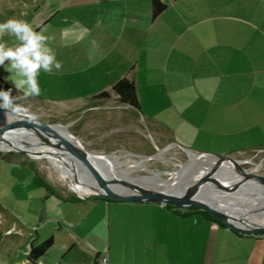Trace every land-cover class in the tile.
Here are the masks:
<instances>
[{"label":"crops","instance_id":"obj_1","mask_svg":"<svg viewBox=\"0 0 264 264\" xmlns=\"http://www.w3.org/2000/svg\"><path fill=\"white\" fill-rule=\"evenodd\" d=\"M162 1L153 15V0H60L33 28L55 37L49 46L62 68L41 71V95L29 98L72 117L85 143L88 124L107 139L108 121L131 133L136 118L144 125L140 148L150 138L155 147L167 141L219 154L263 148L264 0ZM8 75L0 74L18 93ZM122 77L134 82L138 106L112 90ZM102 91L109 94L97 96ZM6 153L38 170L26 153ZM70 190L45 194L47 220L78 245L65 248L75 258L58 264L103 255L107 264H264V234L239 232L199 210Z\"/></svg>","mask_w":264,"mask_h":264},{"label":"rangeland","instance_id":"obj_2","mask_svg":"<svg viewBox=\"0 0 264 264\" xmlns=\"http://www.w3.org/2000/svg\"><path fill=\"white\" fill-rule=\"evenodd\" d=\"M59 1L0 0V23L5 22L9 18H20L27 20L33 26L38 18L41 17V14L56 6ZM3 40L10 46L17 43L15 37L8 33L4 34ZM6 66L7 64L4 67L0 66V74L8 73L5 71ZM12 95L15 97L21 94L12 91ZM17 103L28 108V112L35 113L47 123L67 125V128L74 134L72 117L58 115V110L55 107H47L43 103L30 98L17 101ZM121 126V122L108 121L106 127L107 132L109 130L110 132L104 134L107 137L110 135L107 139L102 138L104 130L100 129L96 123L88 124L85 130V138H88L87 143L76 135L79 138V142L88 150L108 154L103 158H98L101 161L105 160L104 163H99L100 168L116 170L120 174L126 173L132 177L151 176L160 171L162 178L173 179L170 172L189 160V154L185 148L167 141H163L155 147L150 138V140L147 139V144L140 148L135 138L136 136L143 138L141 131L144 129V125L139 120L137 121L136 118H134V130L131 133L119 131ZM100 127L102 126L100 125ZM90 138L91 140H89ZM163 147L168 148L160 153ZM263 148L230 155L232 156L231 158L240 161L244 168L250 173L252 172L251 174L257 173L264 177ZM6 151L8 149L0 150V264H22L23 261L30 264L27 260L26 252L30 247L31 241L34 239L35 244L51 234L54 235V242L38 260L47 264H58L59 261L65 262L68 258L72 260L75 255H78L77 251H65V248L78 247V245H73L67 230L59 229L57 221L47 220L45 211L47 189L57 188L60 191L69 193L71 188L68 186L67 180L55 168L48 155L47 157L41 156L38 151H32L24 155L31 163L37 166L38 170L36 172L34 171L35 168H32L28 162L13 161L9 157L10 154L6 153ZM113 155L117 156L118 161L108 160ZM146 156L151 157L146 162V167L137 168L129 173L124 171V168L132 166L140 157ZM214 166L219 167L220 165L216 164ZM207 173V171H203L199 178H204ZM185 184L187 186L192 184V182ZM233 190L235 189L229 188L228 191L224 190V192L229 195ZM61 205L66 204L63 203ZM60 213L62 214L61 210L55 209L53 211L55 216ZM253 220L264 222L258 217L253 218Z\"/></svg>","mask_w":264,"mask_h":264},{"label":"bare ground","instance_id":"obj_3","mask_svg":"<svg viewBox=\"0 0 264 264\" xmlns=\"http://www.w3.org/2000/svg\"><path fill=\"white\" fill-rule=\"evenodd\" d=\"M10 119V116H5V114L1 113L0 127L9 129L11 123L14 122ZM51 127L77 146L82 145L79 142V139H77L73 135V133H71L67 126L55 123L52 124ZM12 139L14 142L22 143L23 141L32 140L33 138H31L28 133L20 132L13 134ZM12 146V143L0 141V150L9 149V147ZM167 148L168 147L162 148L160 150V153L167 150ZM186 151L189 154V160L182 163L177 169L170 172L173 179L162 178L160 171H157L155 175L151 176L141 175L132 177L130 176V174H120L119 172H116V170L112 171L100 168L99 163H104L105 160L101 161L98 159L96 160L98 167L96 168L98 170L97 174L100 176V178H102V171H107L110 175L116 177V185H118V187L127 188L128 184L122 182V179H125L143 185L145 188L152 190L175 191L182 189L186 185L185 183H197L204 181L205 183L201 184L199 187V195L201 197H205L213 203L219 204L220 206L224 207V209L234 214L250 219L255 223L264 224V222L253 220V218L257 217L260 220H264V185L259 184L253 176L249 175L252 172L250 173L241 165L240 161L231 157H218L212 154H199L198 152L188 148H186ZM47 155L49 159H51V162L55 166V168L62 173V176L66 180L70 179L67 170L68 162H70L68 160L69 157L68 159L61 157L60 155L55 153V150H52L51 153H49V151L47 150ZM116 157L113 155L108 160L118 161ZM149 158L151 157L146 156L140 157L136 161L134 160L135 163L132 166L124 168V171L129 173L137 168L146 167L145 164ZM71 161L75 170L88 183L99 187L106 186V184L102 180L96 177L95 173L88 165L73 158H71ZM216 164H219L220 166L215 167L214 165ZM203 171H207V175L204 176V178H199L200 175L203 174ZM229 188H233L235 190L230 192V194L228 195L224 192V190L228 191ZM81 191L83 193L86 192V190L82 188Z\"/></svg>","mask_w":264,"mask_h":264},{"label":"water","instance_id":"obj_4","mask_svg":"<svg viewBox=\"0 0 264 264\" xmlns=\"http://www.w3.org/2000/svg\"><path fill=\"white\" fill-rule=\"evenodd\" d=\"M1 113L5 114V116H10V120L14 121L9 126V129L0 127V141H5L13 144V146L9 147L8 150H15L24 153L38 151L41 156L44 155L46 157L47 150L49 151V153H51L52 150H55V153H57L61 157L67 159L69 157L68 160L70 162H68L67 170L70 179L67 180V183L68 186L72 190H74L79 197L86 198L89 196H97L136 202H156L162 205H194L203 210L213 213L224 223L239 232L246 234H264V224L255 223L250 219L224 209V207L220 206L219 204L213 203L205 197H201L199 195V187L201 184L205 183L204 181L189 184L182 189L175 191L147 189L143 185L125 179H122V182L128 184L127 188L118 187V185H116V177L110 175L107 171H102V178H100V176L97 174L98 170L96 168L98 167L96 160L99 157H105V155L107 154L92 152L81 144V146H77L51 127V125L55 123H47L33 112L14 114L11 113L10 110L0 109V114ZM33 114H35V118H33ZM20 132L28 133L33 139L23 141L22 143L14 142L12 139L13 134ZM196 152H198L199 154H212L218 157H232L230 154H219L210 151ZM71 158L79 160L82 163L88 165L95 173L96 177L102 180L106 184V186L99 187L88 183L75 170ZM249 175L253 176L259 184L264 185L263 176L257 173ZM81 188L86 190V192L83 193L81 191Z\"/></svg>","mask_w":264,"mask_h":264},{"label":"clouds","instance_id":"obj_5","mask_svg":"<svg viewBox=\"0 0 264 264\" xmlns=\"http://www.w3.org/2000/svg\"><path fill=\"white\" fill-rule=\"evenodd\" d=\"M47 29L36 31L25 19L9 18L0 23V66H7V80L22 95L13 96L12 89L0 90V109L10 110L20 114L28 112V108L17 103L29 97L41 95L38 77L41 71L51 74L53 68L60 70L62 62L56 58V53L49 42L54 36L46 35ZM5 33L15 37L17 43L9 45L3 40ZM35 118V114H33Z\"/></svg>","mask_w":264,"mask_h":264},{"label":"trees","instance_id":"obj_6","mask_svg":"<svg viewBox=\"0 0 264 264\" xmlns=\"http://www.w3.org/2000/svg\"><path fill=\"white\" fill-rule=\"evenodd\" d=\"M165 7V3L162 0H153V15L160 13ZM38 27L35 28L37 31ZM11 86L0 76V90L10 88ZM112 90L118 95V98L121 102L130 104L132 106H138L137 103V96H136V89L135 84L132 80L127 77H122L118 81H116L113 86ZM109 94L108 91H102L97 96H107ZM37 172V170L35 169ZM43 180V178H42ZM44 181V180H43ZM105 198V197H104ZM168 206H173L177 209H186V210H199L205 213L210 218L217 220L221 223H224L220 218H218L213 213L203 210L197 206L190 205V206H179L173 204H166ZM54 236L50 235L47 238L40 240L34 244V239L30 243V247L28 249L27 258L31 262H36V260L53 244ZM98 260L97 257L93 259L91 264H97Z\"/></svg>","mask_w":264,"mask_h":264},{"label":"built area","instance_id":"obj_7","mask_svg":"<svg viewBox=\"0 0 264 264\" xmlns=\"http://www.w3.org/2000/svg\"><path fill=\"white\" fill-rule=\"evenodd\" d=\"M264 149V148H263ZM261 150V149H260ZM97 264H107V256L103 255L100 260H98Z\"/></svg>","mask_w":264,"mask_h":264}]
</instances>
